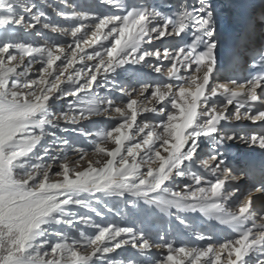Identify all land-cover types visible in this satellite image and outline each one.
Instances as JSON below:
<instances>
[{"label":"snow or ice","instance_id":"1","mask_svg":"<svg viewBox=\"0 0 264 264\" xmlns=\"http://www.w3.org/2000/svg\"><path fill=\"white\" fill-rule=\"evenodd\" d=\"M61 3L71 10L54 8L65 21L57 24L34 2L0 0V264H264V162L243 171L244 193L230 183L241 181L240 171L220 151L237 139L264 150V131L232 127L264 128V51L259 72L234 75L264 13L221 60L211 0L182 4L172 16L129 0ZM37 25L71 39L31 31ZM96 117L114 123L92 127ZM66 132L75 135H58ZM80 138L103 160H86ZM111 197L123 198L133 217H174L207 243L177 245L167 233L102 224L80 211L103 218L96 205ZM196 212L232 235L216 243L197 234L184 215Z\"/></svg>","mask_w":264,"mask_h":264},{"label":"rangeland","instance_id":"2","mask_svg":"<svg viewBox=\"0 0 264 264\" xmlns=\"http://www.w3.org/2000/svg\"><path fill=\"white\" fill-rule=\"evenodd\" d=\"M30 3L34 2L37 5V9H34V11L36 10H42L45 13L48 14V17L50 19V22L52 23H57V17H59L55 11H53V9L55 8V5L57 6L61 5V0H29ZM63 4V3H62ZM64 6H66L65 4H63ZM41 31L43 32L45 35L47 36H52V37H59V34H55V33H51L49 30L46 29H42V27L40 25L36 26V29H33L31 31L35 32V31ZM70 37H59L60 41H66V39H69ZM33 43H42V41L38 40V39H34L33 41H31ZM91 52V51H88ZM87 63H92V62H87ZM39 65L36 64L33 66L34 70L36 68H38ZM77 67H80V65H77ZM101 94H103V90H101ZM115 95H117V93H114ZM73 98L72 97H68L67 101L68 103L72 102ZM61 103H65V102H61ZM95 120L98 121L97 125L92 126V127H104L106 125L112 124L114 123V121H109V120H105L104 117H96L94 118ZM61 123L63 124V122L61 121ZM82 125H90L89 121H81ZM92 127H89L86 130H92ZM59 136H64V137H73L75 134L71 133V132H66V133H58ZM82 146H85L87 148H89V150L91 149L90 145L86 144L85 138H80V140L78 141ZM107 147L111 148L112 145L109 144L107 145ZM74 158H76L75 154H71L70 155V160H74ZM102 157H99L97 155L92 154L91 150L89 151V155L87 156L86 160H90L95 162L96 160H101ZM86 163V161L81 162ZM75 166V165H74ZM99 166V165H97ZM187 183H191V181H188ZM142 206V205H141ZM96 207L104 214L103 218L101 217H97L95 216L94 213L88 212L87 210L81 209L80 211L86 215L91 216V218L99 223L102 224H108V223H112V224H117L119 226H131L137 229H140L143 227V224L147 223V219H145V217L143 215L137 216V217H133L130 214V209L128 206H126L123 203V199L120 198H115V199H107V203L105 205V203H100L98 205H96ZM109 209H111V211H109ZM148 219H152V218H148ZM81 227L84 228V230L89 233L92 234L95 232V229H91V228H86L83 225H81ZM125 248H128V250L130 252H136L137 250L135 249H130V246H125ZM118 252H123V249L117 250ZM151 252H154V249L151 250ZM109 255H115V253L113 254H109ZM153 258L157 259V258H161V256L158 254V251H156L155 254H153ZM98 264H104L103 260H98Z\"/></svg>","mask_w":264,"mask_h":264},{"label":"bare ground","instance_id":"3","mask_svg":"<svg viewBox=\"0 0 264 264\" xmlns=\"http://www.w3.org/2000/svg\"><path fill=\"white\" fill-rule=\"evenodd\" d=\"M73 1H76V4H82V0H73ZM57 9L61 10V11H65V12L68 11V8L64 7L63 5L57 6ZM57 20H58L57 24L65 23L64 19L60 16L57 17ZM70 39L71 38L66 39V40H70ZM159 43H160V41H157V44H159ZM87 51H92V48H88ZM165 62H167V61H165ZM145 71H150V70L145 69ZM118 95H119V93L117 92V96ZM229 108H230V106H229ZM230 110H232V109L230 108ZM145 115L150 116L152 114L148 113ZM140 119H141V117H138V123L140 122ZM77 158L78 157L76 156V158H74V160H76ZM102 160H103V158H101V161ZM185 163H187V162H185ZM144 170H146V169H144ZM194 170L198 171L200 174L205 173L203 167L199 164L194 166ZM177 182L178 183H187L188 181L183 179V178L177 177ZM230 183H232L234 185L239 184L240 192L246 193V191L248 189L247 184H246L244 179H241V181H239V182H231L230 181ZM240 192H238L237 195H240ZM257 196H258L257 193L254 194L253 199H255ZM115 198H120V197H111L110 199H115ZM120 199H123V198H120ZM234 199H235V197L230 199L228 203L232 204V200H234ZM141 205L143 206V202H141ZM257 207H259V203L257 204ZM233 210H235V208H233ZM184 215L188 216V221H189V224L191 225V228L196 229L197 232H200L203 229H206L205 234L211 235L213 232L214 234H217L219 236L221 241H223L225 237L232 235L231 230L228 229L226 226L218 224L215 220L206 219L199 212L187 213ZM151 218L152 219H147V223L143 224L142 228H144L147 231H150L153 236H155L157 232L167 233V235L169 234V238H172V239L175 238V242L177 243V245L184 244L185 240L188 241L187 243L189 246H200L202 244L207 243L206 241L197 240L194 237V235L192 234L191 229L186 228L184 225L179 224V222L174 217L169 219L167 216H164L161 213H157L156 216L151 217ZM193 222H195V223H193ZM188 238H189V240H188ZM156 251H158V254L161 256L162 250H157V249H154V252H152V255L155 254Z\"/></svg>","mask_w":264,"mask_h":264}]
</instances>
